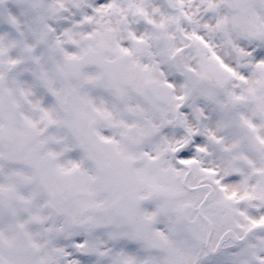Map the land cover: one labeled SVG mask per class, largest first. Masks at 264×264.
Wrapping results in <instances>:
<instances>
[{"label": "snow or ice", "instance_id": "obj_1", "mask_svg": "<svg viewBox=\"0 0 264 264\" xmlns=\"http://www.w3.org/2000/svg\"><path fill=\"white\" fill-rule=\"evenodd\" d=\"M0 264H264V0H0Z\"/></svg>", "mask_w": 264, "mask_h": 264}]
</instances>
